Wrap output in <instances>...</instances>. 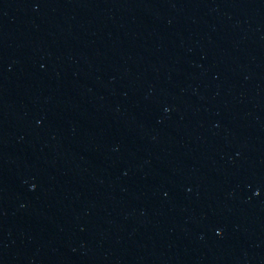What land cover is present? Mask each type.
Here are the masks:
<instances>
[{
  "label": "water",
  "instance_id": "obj_1",
  "mask_svg": "<svg viewBox=\"0 0 264 264\" xmlns=\"http://www.w3.org/2000/svg\"><path fill=\"white\" fill-rule=\"evenodd\" d=\"M0 264H264V0H0Z\"/></svg>",
  "mask_w": 264,
  "mask_h": 264
}]
</instances>
